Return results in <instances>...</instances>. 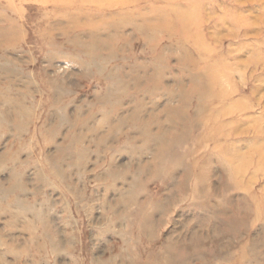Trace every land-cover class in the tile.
Returning <instances> with one entry per match:
<instances>
[{
    "label": "rangeland",
    "instance_id": "rangeland-1",
    "mask_svg": "<svg viewBox=\"0 0 264 264\" xmlns=\"http://www.w3.org/2000/svg\"><path fill=\"white\" fill-rule=\"evenodd\" d=\"M126 239L264 264V0H0V264H120Z\"/></svg>",
    "mask_w": 264,
    "mask_h": 264
},
{
    "label": "bare ground",
    "instance_id": "bare-ground-1",
    "mask_svg": "<svg viewBox=\"0 0 264 264\" xmlns=\"http://www.w3.org/2000/svg\"><path fill=\"white\" fill-rule=\"evenodd\" d=\"M5 31H7V35H9V33H11L7 29H5ZM2 33H3V30L1 32V34ZM145 132H147V130H145ZM187 136L188 135H187L186 131L185 130L182 131V129H180L175 134H164L161 137H157L159 140H161V142H160L161 146L157 148L158 150L155 152V158H159L160 159L161 156H163L166 152H168L169 150H171L173 148L174 144H178V143L182 142L183 140H186ZM153 169H155V167ZM114 171H115V169L114 170L113 169H111V170L109 169L107 173H110V172L114 173ZM154 171L157 172V170H154ZM156 172H153V174H155ZM185 174L192 175V173H190L189 171H187ZM195 175H196L195 177L197 179V183L195 184V189H194L195 190V194H200L201 197H203L204 195H206V192L203 189V183H202L203 175L201 173V169L199 171H196ZM136 191L131 192L130 197L132 198V200H133V198L135 200V197L137 195ZM131 198L130 199H119L117 202L118 203L119 202H123L124 204H128V202H129V200H131ZM132 213L133 212L131 211L130 215H132ZM115 215H116L117 218H122V216L124 218H126V217H128L129 212L127 213V216L119 213L118 211L115 212ZM149 220H150V218L147 215L145 217V219H144V221H145L147 226H144L145 227L144 229L148 230V232H149L148 238L149 237L151 238L152 235H153L152 230L154 229L155 224H154V221L151 220L152 221L151 222ZM42 229H43L42 231H43L44 235L47 237L48 242H50V245L53 248V250L60 251L61 250V241H57L56 240L54 230L51 229V227L49 225H47V224H44ZM119 233L124 235L125 234V230H119ZM123 238H124V236H123ZM126 241H127V239L124 240V245H123V247L125 248V251H120L118 253V255L120 256V259H121V261H120L121 263L120 264H138L137 258L136 259L135 258L132 259V256L130 255V254H133V253H131V252L128 253L126 251V250H129V249H127L128 242H126ZM163 251L165 253H167L166 249H164ZM128 254L131 256V258H128V260H127V259H125V257H126L125 255H128ZM153 258H154L153 256L152 257L148 256V258L145 261V264H163L157 258H155V259H153ZM163 258L165 259L164 264H166V260L168 259V256L167 255H163ZM80 260H82V259H80ZM117 263H118V261H117L116 257H109V258H105V259H95V261L93 262V264H117Z\"/></svg>",
    "mask_w": 264,
    "mask_h": 264
}]
</instances>
